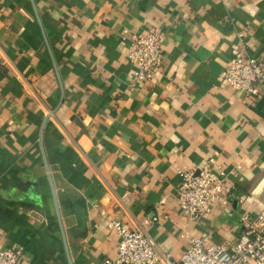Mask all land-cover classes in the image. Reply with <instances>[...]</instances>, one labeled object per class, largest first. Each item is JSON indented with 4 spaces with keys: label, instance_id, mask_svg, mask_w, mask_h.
Instances as JSON below:
<instances>
[{
    "label": "crops",
    "instance_id": "1",
    "mask_svg": "<svg viewBox=\"0 0 264 264\" xmlns=\"http://www.w3.org/2000/svg\"><path fill=\"white\" fill-rule=\"evenodd\" d=\"M151 27L164 61L134 86L131 38ZM241 35L264 60V0H0V244L24 247L19 264H69L47 161L74 264L117 256L111 219L175 260L207 231L234 243L264 209V93L222 77ZM209 162L230 204L193 220L181 171Z\"/></svg>",
    "mask_w": 264,
    "mask_h": 264
},
{
    "label": "built area",
    "instance_id": "2",
    "mask_svg": "<svg viewBox=\"0 0 264 264\" xmlns=\"http://www.w3.org/2000/svg\"><path fill=\"white\" fill-rule=\"evenodd\" d=\"M164 34L156 27L147 33H134L131 38L129 60L136 66L132 85L152 79L164 61ZM246 41L241 35L239 49L222 71V77L234 89L249 96L264 93V60L246 52ZM213 163L184 169L177 189V206L190 219L208 216L215 204H230L233 186L224 180ZM129 194L121 196L124 203ZM160 221L156 215L148 216L146 223ZM108 226L119 234L118 253L110 264H264V209L241 216V232L232 244L210 243L211 232L194 236L181 258L162 250L151 234L143 227H130L119 219H111ZM23 246L0 244V264H19L24 256Z\"/></svg>",
    "mask_w": 264,
    "mask_h": 264
},
{
    "label": "water",
    "instance_id": "3",
    "mask_svg": "<svg viewBox=\"0 0 264 264\" xmlns=\"http://www.w3.org/2000/svg\"><path fill=\"white\" fill-rule=\"evenodd\" d=\"M42 142H43V136H42ZM47 168H48L49 180H50V184H51V188H52V194H53L54 204H55V208H56V213H57L60 228H61V231H62V234L64 237L65 248H66V252L68 255L69 264H74L72 256H71L70 248L68 245V241H67L66 231H65V227H64V223H63V215H62V211H61V207H60V203H59V198H58V194H57L55 181H54L52 171H51V167H50L48 161H47Z\"/></svg>",
    "mask_w": 264,
    "mask_h": 264
}]
</instances>
